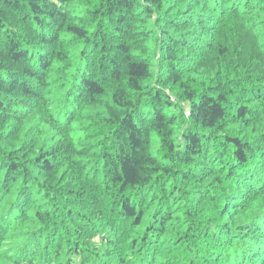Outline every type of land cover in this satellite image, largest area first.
Wrapping results in <instances>:
<instances>
[{
  "label": "trees",
  "instance_id": "obj_1",
  "mask_svg": "<svg viewBox=\"0 0 264 264\" xmlns=\"http://www.w3.org/2000/svg\"><path fill=\"white\" fill-rule=\"evenodd\" d=\"M261 209L264 0H0L7 264H264Z\"/></svg>",
  "mask_w": 264,
  "mask_h": 264
},
{
  "label": "rangeland",
  "instance_id": "obj_2",
  "mask_svg": "<svg viewBox=\"0 0 264 264\" xmlns=\"http://www.w3.org/2000/svg\"><path fill=\"white\" fill-rule=\"evenodd\" d=\"M74 11H75V15L74 16H76L75 18H84L85 17V9H84V7L80 4V3H76L75 5H74ZM184 110L186 109V107H185V105L184 106H181ZM39 110V109H38ZM37 110V111H38ZM35 112V113H32V114H30V115H28L27 116V119L26 120H30V122L32 123V124H36L37 123V128H39L40 130H42V132L41 133H44L43 135H42V138H46V137H51V136H53L54 134H55V130H53V129H51L48 125H46V124H43L42 122H41V120H40V118H39V116L38 117H36V113L37 114H41V113H43V111H41V110H39L38 112ZM26 130H27V127L26 126H23V127H21V133L22 134H24V137H26L27 135H26ZM83 133L80 131V129L78 128L77 129V131H74L73 132V135H74V140L75 141H79V139H81L82 138V135ZM30 137L31 136H29V138L28 139H30ZM157 150V147H154V151H156ZM37 193H40L41 194V191H38V190H34V194H37ZM244 193V192H243ZM39 195V194H38ZM38 195H36V196H38ZM40 196V195H39ZM29 214H31V213H29ZM29 217H30V215H29ZM28 225V224H27ZM33 226H35V225H33L32 223H31V225L28 227V230L27 231H29V230H32L33 231V228L35 229V227H33ZM2 230H0V232H1ZM7 231V230H6ZM99 242H100V238H98V237H96V238H94L93 240H92V242L91 243H93L92 244V246H94V245H99ZM21 243V240L20 241H18V242H15V243H13V244H11V242H4V246H2V249H1V251H2V257H0V264H7V263H10V262H8L7 260H8V258H5V256H15L16 255V250H15V247H14V245L15 244H20ZM80 246V247H79ZM78 247H79V251H80V248H82V249H85V246H82V245H78ZM89 249V248H88ZM37 254L36 255H38V251L36 252ZM81 255H82V253L80 252L79 254H77V256H75L76 258H75V261H77L78 262V259H80V257H81ZM4 262H3V261ZM6 262V263H5Z\"/></svg>",
  "mask_w": 264,
  "mask_h": 264
},
{
  "label": "snow or ice",
  "instance_id": "obj_3",
  "mask_svg": "<svg viewBox=\"0 0 264 264\" xmlns=\"http://www.w3.org/2000/svg\"><path fill=\"white\" fill-rule=\"evenodd\" d=\"M261 211H264V209H261Z\"/></svg>",
  "mask_w": 264,
  "mask_h": 264
}]
</instances>
